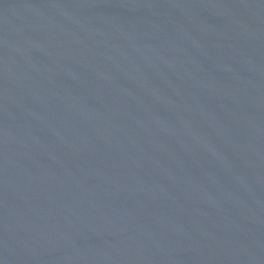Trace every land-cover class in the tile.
Wrapping results in <instances>:
<instances>
[{
	"label": "water",
	"instance_id": "1",
	"mask_svg": "<svg viewBox=\"0 0 264 264\" xmlns=\"http://www.w3.org/2000/svg\"><path fill=\"white\" fill-rule=\"evenodd\" d=\"M0 248L264 264V0H0Z\"/></svg>",
	"mask_w": 264,
	"mask_h": 264
}]
</instances>
